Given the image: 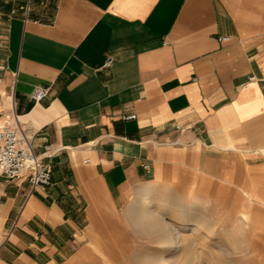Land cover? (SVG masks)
<instances>
[{"label": "crops", "instance_id": "0c3cea01", "mask_svg": "<svg viewBox=\"0 0 264 264\" xmlns=\"http://www.w3.org/2000/svg\"><path fill=\"white\" fill-rule=\"evenodd\" d=\"M8 121L52 179L0 174V264H64L91 211L142 185L136 225L139 201L172 205L156 192L188 171L264 192V35L222 0H0ZM193 189L176 209L204 207Z\"/></svg>", "mask_w": 264, "mask_h": 264}, {"label": "rangeland", "instance_id": "374dc122", "mask_svg": "<svg viewBox=\"0 0 264 264\" xmlns=\"http://www.w3.org/2000/svg\"><path fill=\"white\" fill-rule=\"evenodd\" d=\"M222 1L244 29L264 35V0ZM207 172L188 171L174 180L180 183L171 194L170 182L156 192L162 200H171L173 207L162 217L164 225L185 238L179 257L178 250H163L157 236L141 231L131 216L129 207L142 185L127 201H105L91 211L88 226L64 264H150L153 257L168 259L173 254L179 258L175 263L181 264L190 252L200 255L203 264H264V192L259 187V192H250L247 199L237 187ZM193 181L197 183L196 198L204 207L195 210L190 201L184 205L186 209H176L193 189Z\"/></svg>", "mask_w": 264, "mask_h": 264}, {"label": "built area", "instance_id": "2783aa9c", "mask_svg": "<svg viewBox=\"0 0 264 264\" xmlns=\"http://www.w3.org/2000/svg\"><path fill=\"white\" fill-rule=\"evenodd\" d=\"M110 64L111 59H108L105 67ZM47 94V89H36L31 96L35 102H40ZM134 118V115L127 117ZM44 150L49 152V147H44ZM0 174L8 180L25 177L32 188L48 187L52 179L51 168L33 153L27 137L10 121L0 126Z\"/></svg>", "mask_w": 264, "mask_h": 264}, {"label": "bare ground", "instance_id": "6f19581e", "mask_svg": "<svg viewBox=\"0 0 264 264\" xmlns=\"http://www.w3.org/2000/svg\"><path fill=\"white\" fill-rule=\"evenodd\" d=\"M188 198H189V195H188ZM149 204L150 202L148 201L147 197H144L143 200H141V202L139 201L140 211H139L138 218H137L138 220L137 224L139 226V229L143 232L146 231L153 236L156 235L160 241V244L162 245L163 250H178L177 255L179 257V254H180L179 251H181L180 249L181 248L184 249L183 243H184L185 238L181 237L178 233L173 232L169 227L165 226L162 220V213L167 209H171L172 206L169 204H160L159 210L157 212H153L151 211L152 209H149L151 208L149 207ZM200 206H202V204L199 201H196V204H194V209L196 210V207H200ZM192 254L193 253L191 252L186 253L185 260L183 258L184 261H182L181 264H191V263L203 264L201 261L200 255L195 254V253L193 255ZM173 255L169 256L168 259H166L164 255L153 257L151 258L152 261L150 262V264H176L175 259H177L178 257L174 258ZM187 258L189 259V261Z\"/></svg>", "mask_w": 264, "mask_h": 264}]
</instances>
